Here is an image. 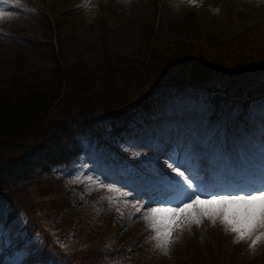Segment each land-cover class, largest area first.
Listing matches in <instances>:
<instances>
[{
  "label": "trees",
  "instance_id": "obj_1",
  "mask_svg": "<svg viewBox=\"0 0 264 264\" xmlns=\"http://www.w3.org/2000/svg\"><path fill=\"white\" fill-rule=\"evenodd\" d=\"M247 35L231 33L218 41L230 62L220 58L224 62L210 64V51L206 47L192 51L195 55L189 59L193 64L187 68L174 65L183 56L171 58L172 62L168 65L164 62L162 70L154 75L156 84L154 89L150 88L152 91L142 92L136 98L131 96L126 101L116 97L95 104L100 90L114 86L118 90L117 84L121 81L139 78L134 69L128 73L129 66L124 62L131 60L120 62L119 58L81 76H72L75 72L67 71L43 95L41 86L35 84V93L25 96L22 105L8 103L9 99L0 101V146L9 137L19 136V131L29 124L38 125V136L42 134L38 141L35 137V143L25 145L20 155L7 159L0 156V264H5L4 260L10 257L16 264H137L134 255L141 246L135 249L131 241H113L109 233L117 222L125 219L124 214H129L139 193L143 192L138 180L132 182L138 176L133 164L142 160L143 148L156 137L158 126L154 124L177 113L172 107L164 106L163 97L167 93L163 89L174 93L168 82L176 80L183 85H196L194 89H202L198 95L206 93L203 99L215 108V113L209 105V111L201 118L205 127L210 118L214 119L222 111L228 112L231 107L237 110L240 121L253 117V139L264 136V38L250 35L251 39H247ZM176 41L186 42L185 39ZM243 57L247 58L243 60ZM205 82H212L209 88L201 87ZM61 93L72 95L70 104L74 110L64 117L54 115L50 118L51 127L37 123L44 112L64 98H59ZM140 98L148 99L147 103L142 104ZM88 147L94 152V160L99 158L97 161L106 164L109 184H116L120 189L115 207L109 203L112 191L105 184L74 180L76 171L90 157ZM33 177L39 188L34 192L26 183L22 184ZM140 221L147 229L137 242L159 252L148 222L144 218ZM13 223L16 224L14 232L20 238L7 246V225ZM216 224L224 227L219 221ZM243 241L248 243L247 239ZM211 243L214 249L217 243ZM217 251L218 248L212 255L208 249V254L216 257ZM151 262L148 260L147 264Z\"/></svg>",
  "mask_w": 264,
  "mask_h": 264
},
{
  "label": "rangeland",
  "instance_id": "obj_2",
  "mask_svg": "<svg viewBox=\"0 0 264 264\" xmlns=\"http://www.w3.org/2000/svg\"><path fill=\"white\" fill-rule=\"evenodd\" d=\"M0 10L10 13L7 18L0 20V101L9 99L8 103L15 105H22L25 96L35 93V84L41 86L40 94L43 95L50 91L53 82L62 80L68 72H75L72 76H81L118 58L120 62L131 60L124 62L129 66L128 73L134 69L133 73L139 78L136 81H121L117 84L118 90L115 86L100 90L95 104L116 97L126 101L131 96L136 98L142 92L154 89V75L164 62L167 65L172 62L171 58L183 56L174 65L187 68L193 64L189 59V56L195 55L192 51L206 47L210 51V64L218 65L224 62L220 58L230 62L218 43L229 34L241 32L249 34L247 39L250 35L257 39L264 38V0H196V4L192 0H3ZM199 38L201 41H198ZM184 39V43L176 41ZM165 66L163 69H166ZM217 84L221 87L220 83ZM64 95H59V98H64L44 112L37 123L51 127L50 118L54 115L64 117L74 110L75 107L70 104L72 95ZM200 96L197 99L189 95L172 98L168 94L164 106L174 110H194L199 117H203L210 105V111L215 113V108L212 109L211 104ZM147 101L140 100L142 104ZM234 112L232 109L229 112L222 111L217 118L226 119L228 114ZM43 118L45 121H42ZM211 122L216 123L217 119H211ZM190 123H184L179 136L189 135L192 129ZM38 131V125L29 124L19 131V136L6 139L5 144L0 146L1 158L20 155L25 145L35 143V137L36 141L41 138L42 134L38 136ZM176 138L171 142L174 144L172 154L181 157L190 149V144L187 142L184 147H179ZM18 142L21 145H16ZM87 154L90 157L76 171L74 180L105 184L112 191L110 195L113 198L109 203L115 207V197L120 189L116 184H109L110 173L105 168L106 164L97 161L99 158L94 160V152L89 147ZM24 183L32 192L39 190L34 177ZM158 194L152 195V200L158 206H175V202L160 204V198L167 193ZM201 199L207 198L203 196ZM136 200L138 203L141 199ZM124 217L123 221L118 220L109 235L113 241H131L135 249L141 246L140 251H137L139 253L134 255L137 264H147L148 260L152 261L150 264H264V241H259L252 248L251 242H237L224 227L214 225L211 221L208 223L207 219L203 221L205 225L193 224L178 229L165 254L137 242L143 232V225L138 221L142 218L141 212L125 213ZM15 226V223L7 225L8 245L20 237L14 233ZM211 241L217 243L214 249ZM217 248L216 257L208 254V249L213 255ZM9 264H15L14 260Z\"/></svg>",
  "mask_w": 264,
  "mask_h": 264
},
{
  "label": "snow or ice",
  "instance_id": "obj_3",
  "mask_svg": "<svg viewBox=\"0 0 264 264\" xmlns=\"http://www.w3.org/2000/svg\"><path fill=\"white\" fill-rule=\"evenodd\" d=\"M192 3L196 4V0ZM9 15L0 10V20ZM170 159L172 162L166 165L169 171L161 177L168 195L159 203L170 205L175 202V206L152 207L143 217L154 232L153 239L159 249L166 254L178 229L199 225L205 219L214 225L219 221L226 231L235 234L237 242L250 240L252 248L264 240V186L257 185L247 194H210L208 199L202 200L204 194L190 170L182 161Z\"/></svg>",
  "mask_w": 264,
  "mask_h": 264
}]
</instances>
